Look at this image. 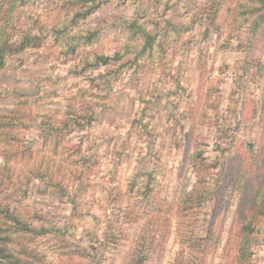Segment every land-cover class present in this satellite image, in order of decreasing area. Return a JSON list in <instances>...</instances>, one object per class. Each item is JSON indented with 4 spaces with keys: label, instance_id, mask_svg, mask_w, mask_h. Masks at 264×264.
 Masks as SVG:
<instances>
[{
    "label": "rangeland",
    "instance_id": "1",
    "mask_svg": "<svg viewBox=\"0 0 264 264\" xmlns=\"http://www.w3.org/2000/svg\"><path fill=\"white\" fill-rule=\"evenodd\" d=\"M13 2L0 264H264V0Z\"/></svg>",
    "mask_w": 264,
    "mask_h": 264
},
{
    "label": "trees",
    "instance_id": "2",
    "mask_svg": "<svg viewBox=\"0 0 264 264\" xmlns=\"http://www.w3.org/2000/svg\"><path fill=\"white\" fill-rule=\"evenodd\" d=\"M11 1V3H9ZM7 0V7H8V12L9 13H13L16 11L17 9V6L14 4L15 2H13L14 0ZM10 20V18H9ZM12 21V20H10ZM9 47V44L6 43L4 45H0V65L2 64L3 60H4V57H5V50L8 49ZM117 53H114L112 55H108L106 58H104V62H107L109 61L110 59H113L115 56H116ZM15 94V96H14ZM8 96H13V97H19V96H22L21 94H19V92H14V91H10L8 89H2L0 87V98H7ZM20 104H23L22 101H20L19 103H14V105H16V107H18ZM7 111V107L4 108L2 103H0V116H4L5 113ZM13 115H12V123L13 125H16L18 123V120H17V116L16 115V112L12 111L11 112ZM14 118V120H13ZM257 204L255 205L254 208L258 207L260 204L264 203V193H261L259 197H257V200H256ZM247 213V216H246V220L244 222V224L242 225L241 227V232H242V237H243V241L241 242V248L242 251H245L244 250V247L246 245H248L250 243V239H249V236H246L245 235V231H248L249 233H251V226L249 225L254 219H252V211H251V214L248 216V212H245ZM25 218H23L22 216L20 215H17L15 212H13L11 209H10V206L5 203V202H1L0 201V241L2 239V237H5L6 239L9 238V237H12L13 235L15 234H18L21 230L22 231H38V232H42V231H48L49 229H54V227L50 226V227H44V226H41L39 228H35L33 226H30V227H23L22 226V229H19L18 225H23V222H25ZM15 222L17 224H15ZM25 226H27V223L25 224ZM241 237V238H242Z\"/></svg>",
    "mask_w": 264,
    "mask_h": 264
}]
</instances>
